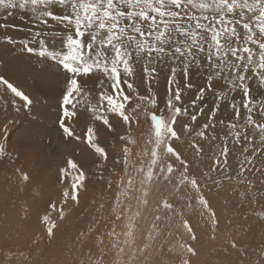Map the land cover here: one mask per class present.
Returning a JSON list of instances; mask_svg holds the SVG:
<instances>
[{
	"label": "snow or ice",
	"instance_id": "snow-or-ice-1",
	"mask_svg": "<svg viewBox=\"0 0 264 264\" xmlns=\"http://www.w3.org/2000/svg\"><path fill=\"white\" fill-rule=\"evenodd\" d=\"M17 15L32 26L25 39L17 42L5 35V43L34 58L39 77L54 69L62 78L56 95L57 129L66 143L93 157L90 168L69 157L58 167V186L45 192L29 172L15 167L18 156L10 137L19 122L9 120L0 127V166H11L22 190L31 189L33 198L42 200L37 217L48 238L55 237L68 215L84 207L81 196L86 199L98 175L122 165L112 212L115 221L126 219V231L118 232L113 222L107 236L118 257L128 255L126 248L131 255L117 264H133L138 258L134 221L140 213L129 216L121 200L137 190L136 175L141 205L148 204L153 187L164 183L174 194L183 193L161 198L147 239L155 240L163 232L162 223L170 225L178 218L187 239L178 244L177 264H192L198 237L189 216L198 212L214 237L219 216L208 196L223 190L247 199L253 183L246 174L264 175V0H0V31L16 28L9 21ZM0 89L11 93L17 114L24 112L36 122L44 117L41 109L48 96L43 92L28 93L3 73ZM207 92L214 93L216 101L201 124L204 110L189 112L185 104L190 100L197 108ZM222 107L233 113L227 125L218 118ZM97 124L111 136L114 152L100 139ZM142 124L148 126L145 146L134 150ZM235 152L241 159L232 175ZM206 160H211L210 167L197 174L194 168ZM108 189L113 190L112 180ZM104 207L101 201L99 215L79 232L78 241L100 233ZM29 211L26 205L25 214ZM256 215L264 226V209ZM225 243L229 251L244 254L237 238L229 235Z\"/></svg>",
	"mask_w": 264,
	"mask_h": 264
},
{
	"label": "rangeland",
	"instance_id": "rangeland-1",
	"mask_svg": "<svg viewBox=\"0 0 264 264\" xmlns=\"http://www.w3.org/2000/svg\"><path fill=\"white\" fill-rule=\"evenodd\" d=\"M9 22L12 24H15L17 27L14 29H9L7 33L0 31V73L5 74L7 77H9L12 81H14L23 90H25L28 93H31L34 95H40V93L43 92L45 95L48 96L47 104L44 105L41 109L45 115L39 121L41 122L40 129L47 126L48 133L47 134H36V132L38 131V126L36 125V121H32L26 118V114L24 112L17 114L12 107L13 97L11 93H8L7 95H5L3 89H0V104L1 102H9L10 108L12 109V112L15 118V119H9V120H16L19 122L18 130L14 131L10 137V147L13 149L16 148L18 150L17 153H14L15 156H18V159L15 161V167L24 169L25 171L29 172L34 178V183L41 184L43 186V190L47 192L48 189L52 187V184H53L52 181H56L57 174L53 175V172L50 171L48 173L50 177L42 179L39 173L40 168L38 167V165L35 166V165L29 164V162L27 161V154H33L32 149L34 148L38 149L42 155L47 154V152L49 151L48 149L49 147H53L52 150L58 153H62L64 151L62 146H65L66 147L65 149L71 148L70 144L66 143L62 139L61 133L58 131L56 123H55L56 95L59 93L62 87V78H58L57 76L53 74L55 71L54 69L52 70V73L46 74L43 78L39 77L37 75V72L34 71V69H38L40 67L39 65L36 64L35 59L29 58L27 54H23V55L20 54L18 48H13L12 46H9L5 43V40H4L5 35H10L17 42H19L22 39H25L27 37L26 29L32 26L28 24L26 20L20 19L19 15L12 18ZM39 27H42V26H39V25L36 26L37 29ZM52 27L55 28L56 26L53 25ZM20 29H25V31H21ZM196 80L198 82L199 78H196ZM164 86H165V82L162 80L161 81V91L162 92L164 90ZM192 91L196 92V89L193 88ZM239 98L240 97L237 96V99ZM215 101H216L215 94L212 92H207L203 98V102L200 105H198L197 108H193L191 106L190 100L186 102L185 107H187L189 112H193V113L199 111L200 109H203L206 114L201 115L199 117L200 123L203 124L207 119V114H210L208 112V109H210L211 107L215 105ZM17 103L19 104L18 98H17ZM232 116H233V113H232L231 108H228L227 111H225L224 108L222 107L220 110V113L218 114V118H223L225 120V125H227V123L232 119ZM5 122L0 123V125L4 124ZM97 126H99L97 128L100 129V130L98 129L100 139L102 141H106L111 147L112 151L114 152L116 150V145L112 141L111 136L108 135V133L106 132V130L104 129L102 125L98 124ZM147 127H148L147 125L142 124L140 128L138 129V131L136 132L135 138L137 140V144L134 146V150L143 148L145 146ZM218 131H219V126H218ZM180 147L182 150L187 151L186 145H180ZM240 159H241L240 153L235 152L231 159V163L233 166L232 175L236 174L235 170L238 169L239 167ZM210 165H211V160H206L203 164L198 163L197 166L194 168V171L197 174H199V169H206L207 167H210ZM122 171H123L122 165L115 170H112L110 167L109 172H105L102 177H99L98 175L97 179L93 180V181H101L103 183H106L107 186H108L109 180L113 181V190L110 191L108 187L106 189L103 188L101 191L98 190L97 193L93 195V202H92V204L94 205L96 201L102 200L104 201V203L107 204V206L104 207L103 209V211L105 212V213L103 212L104 219L100 223L104 225L106 222L107 227H104V229L102 230V234L99 236H96L97 238L94 237L93 234H90L89 250L91 249V251L90 252L80 251L79 257L76 259H73L74 264H97V262H102V264H111L110 256L113 254H116L117 249L112 247L111 243L113 242V240L109 239V237L107 236V232L111 230L113 222L116 223L117 225L116 230L118 232L126 231V228H125V224L127 222L126 219L122 218L120 221H115L114 213L112 212V206L115 203L116 192L118 191V189L115 188V184L119 182L120 174ZM133 174L135 173L133 172ZM0 175L2 177V180L4 181L12 180L14 186L20 189L24 194L27 195L28 194L27 192L32 193V191H28L27 189L26 191L22 190V186L16 182L17 177L13 174V169L11 166H0ZM263 177L264 175H261L257 171H253L251 173L246 174V178L248 180H251L253 183V187L249 190L247 199H241L238 193L233 195L231 191H229L226 194L223 190H221L219 194H217L216 191H213L208 196V198L211 201L212 207L218 213L219 220H220L219 228L216 231L215 236L213 237L211 228L201 222L199 213L196 212V213L191 214L189 216V219L191 220L193 225L196 227L197 237H198L197 241L193 242V246L195 248L197 246L198 247L201 246L200 248H211L210 250H214L220 247L223 248V247H226L225 242L228 239L229 235L237 238L235 235L236 233L234 232L236 231V229H239L240 226H235L236 219L240 218L241 220H243V223L244 221H246L247 223H250L249 221L252 222V218H248V219L246 218L249 215H242L243 216L242 217L241 214H236L239 205L241 206L243 204H246V202H249V204L247 203L249 208H252V207L254 208L255 207L254 205H257L255 210H250L251 212H254L255 214L250 217H256V220L252 222V224L255 227L259 226L258 224L260 223L258 222V218L256 214L260 210L264 209V178ZM139 181H140V176L136 175V189L137 190L131 193L130 197H125L123 195L121 196V200L123 201V206L128 207L130 209L128 213L129 216H131L132 213L136 211H139L140 213L139 217L136 218V220L134 221L135 227H134L133 247L137 249V257H139L136 259L138 261L137 264H177L178 244L180 242H184L187 239V237L185 236L183 232V229L180 227L178 218H174L170 225H166L162 223L161 224V228L163 229L162 234L159 237H157L155 240L151 241V243H149V247L142 254L139 253L138 251L140 248L144 247L145 245L141 243L139 244L137 242V240H139L137 238H140L141 240V235L139 233V226L145 227L143 223L139 222V219L140 217L147 216L141 212V208L142 207L146 208L147 206L141 205L139 201V197L141 196ZM232 184L236 185V181H232ZM92 190L93 189H90V193L93 192ZM182 194L183 193L174 194L171 185L167 183L153 187L150 193V195L152 196L153 202L150 208V213H149L150 217H148L151 220V223L149 226L152 227L154 223V218L156 215V208H157L158 202L161 200L162 197H168L170 199H175L176 195H182ZM253 199L256 201L255 204L250 203V201ZM12 200L15 203L18 200V198L12 199ZM29 201L30 200L25 198L23 202H21V204L26 205L27 203H29ZM42 207H44V205L37 207L36 210H33V211L30 210L28 214L32 216L37 215V210ZM257 207H259V209ZM160 214L161 216H163L164 212L161 210ZM152 219H153V222H152ZM224 223L226 226L224 225ZM231 224L234 227H230ZM251 226L252 225L250 224L249 227ZM260 234H261V237L264 239V234L263 233H260ZM145 237H148V234L145 235ZM247 238L245 239V242L247 241ZM120 239H124V237L121 236ZM210 242H211V245H210ZM11 244L13 245L11 247H8V249H6V253L10 255H15L16 253H18L17 250L24 251V246L17 244V243H11ZM15 244L17 245L14 246ZM44 245H47V243L44 242ZM1 248H3V245H0V249ZM108 250H112V251H108ZM262 250H264V243L262 245ZM242 251L244 253L243 255H241V258H243V260L248 257H254V264H258L262 261L264 263V256H261V251L255 252L251 256H248L245 250H242ZM220 252H223V250L221 249ZM219 254H223V253H219ZM106 255L109 257H107ZM129 255H131L130 249H128V255H125L126 259L122 261H127L129 258ZM246 255L247 257H244ZM68 258L70 257L68 256ZM103 259L105 261H103ZM204 259L208 260L210 264H218L215 260L219 261V259L213 260L207 255L205 256ZM73 263H69V264H73ZM192 264H199V263L196 262ZM250 264H253V262H250Z\"/></svg>",
	"mask_w": 264,
	"mask_h": 264
},
{
	"label": "bare ground",
	"instance_id": "bare-ground-1",
	"mask_svg": "<svg viewBox=\"0 0 264 264\" xmlns=\"http://www.w3.org/2000/svg\"><path fill=\"white\" fill-rule=\"evenodd\" d=\"M9 119H15L12 109L10 108L9 102H1L0 123L5 121H6L5 123H7V120ZM40 124L41 122H36V125L38 126V131H37L38 133L36 132V134H47L48 133L47 126L40 129ZM2 125H0V127H2ZM70 147H71L70 149H65L66 147L62 146L64 150L62 153H58L52 150L53 147H49L48 148L49 151L45 155H42L38 149L34 148L32 149L33 154H27V161L29 162L30 165H35V166L38 165V167L40 168L39 170L40 177L42 179L50 177V175L48 174L50 171L53 172V175L57 174L58 167L65 166L66 161L69 157L80 162L86 168H90L93 157L83 148L77 150L75 149V146L72 144H70ZM14 149H15L14 153H17L18 150L16 148ZM52 183H53L52 187H50L47 192L53 191L55 187L58 186L56 181H52ZM107 187H108L107 184L101 181H93L91 184H89L88 191L86 193V199H85V195L81 196L82 204L84 205V207L77 210V212H73L72 214L68 215L67 219L60 224L58 230L56 231L55 237L50 240L44 229L41 227L37 215L34 216L30 214L26 215L24 212V207L26 205L30 207L31 211L36 210L37 207L43 206L44 204L42 200H40L39 198L34 199L32 193L27 192L28 193L27 195L24 194L20 189L14 186L12 180L4 181L2 180V177L0 175V245H3V248L0 249V264H66V263L69 264L74 262L73 259L79 257L80 251L90 252L91 251V249L89 250L90 238L86 242L82 240L78 241L77 236L81 230L89 227L92 224L93 220L99 215L96 209H98L99 203L102 200L96 201V203L93 205L92 204L93 195L96 194L98 190L101 191L103 188L106 189ZM90 189H93L92 193H90ZM27 190L31 191V189H27ZM17 198L18 200L14 203L12 199H17ZM25 198L30 201L26 205H22L21 202H23ZM148 199L149 202L146 205L147 207L141 208V212L147 216L140 217L139 219V222L145 225V227L139 226V233L141 235V240L140 238H137L139 239L137 240L139 244L151 243L148 241L147 237H145V235L149 234V232L152 231V227L149 226L151 220L148 218L150 217L149 213H150L151 204L153 202L152 196L150 195ZM102 202L104 203V201ZM247 203L249 204V202H246V204H243L241 206L239 205L236 214H241V216L249 215L246 218L247 219L252 218V222H254L256 220V217H250L255 215L254 212H251L250 210H255L257 205H254L255 206L254 208L253 207L249 208ZM104 204L106 207L107 204L106 203ZM57 206L59 207V204ZM257 208L259 209V207ZM57 215L58 213L56 211H53V219H57ZM249 222L250 223L244 221L243 223V220H241L240 218L236 219L235 226H240V228L236 229L234 233H236L235 235L237 239L241 242L243 246L242 250H245L246 254L248 256H251L255 252L262 251V245L264 243V239L261 237L260 233L264 234V226L258 224L259 226L255 227L251 221ZM250 224L252 225L251 227H249ZM99 227H100V233H96V232L91 233L94 235V237L102 234L104 225L100 224ZM230 227H234V226L231 224ZM242 229H249V230L245 232ZM246 238L247 241L245 242ZM121 241H123V239H121ZM44 242H46L47 245H44ZM11 243H17L24 246V251L17 250L18 253L16 254L14 253L15 255H10L6 253V249H8V247H11L13 245ZM17 244H15L14 246H16ZM200 247L198 246L196 247L198 251V255L192 258V263L198 262L199 264H210L208 260L204 259L205 256L207 255L213 260L219 259V261L215 260L218 264H250V262H253L254 264V257H248L243 260V258H241L240 253L229 251L227 246L223 248L221 247L216 248L214 250H210L211 248H200ZM221 249L223 250V252H220ZM108 251H112V250H108ZM126 252L128 253L127 248H126ZM219 253H223V254H219ZM247 255L244 257H247ZM68 256L70 258H68ZM125 259H126L125 255L124 257L122 256L118 257L116 254L110 256L111 264H117V261L125 260ZM103 261L105 260L103 259ZM137 263H138L137 260L133 262V264H137ZM258 264H264V263L262 261Z\"/></svg>",
	"mask_w": 264,
	"mask_h": 264
}]
</instances>
